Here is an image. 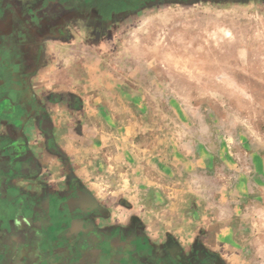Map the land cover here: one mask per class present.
Listing matches in <instances>:
<instances>
[{"label":"crops","instance_id":"0c3cea01","mask_svg":"<svg viewBox=\"0 0 264 264\" xmlns=\"http://www.w3.org/2000/svg\"><path fill=\"white\" fill-rule=\"evenodd\" d=\"M93 1L0 0V229L10 235L19 215L38 250L67 240V264L85 248L86 229L134 247L132 264H264V208L244 206L264 200V163L237 164L232 155L247 153L225 151L238 196L215 190L165 211L154 206L164 201L158 183L142 172L135 138L152 98L120 48L142 12L198 0H143L119 11ZM188 148L161 169L186 166ZM194 150L203 169H218Z\"/></svg>","mask_w":264,"mask_h":264},{"label":"rangeland","instance_id":"374dc122","mask_svg":"<svg viewBox=\"0 0 264 264\" xmlns=\"http://www.w3.org/2000/svg\"><path fill=\"white\" fill-rule=\"evenodd\" d=\"M140 1L93 2L119 11ZM134 25L135 34L125 35L120 49L130 53L125 66L140 71L138 82L150 89L142 94L152 98L141 110L142 133L135 140L144 151L142 172L158 183L164 199L154 206L165 211L179 207L178 198L207 201L220 189L221 196L235 199L238 171L223 164L230 161L225 151L247 153L232 155L237 164L264 163V0L161 6L142 12L127 30ZM186 146V166L161 169L169 158L180 161L174 150ZM198 146L218 169H203ZM249 200L244 206L264 208V200Z\"/></svg>","mask_w":264,"mask_h":264},{"label":"flooded vegetation","instance_id":"af4514ba","mask_svg":"<svg viewBox=\"0 0 264 264\" xmlns=\"http://www.w3.org/2000/svg\"><path fill=\"white\" fill-rule=\"evenodd\" d=\"M12 220L18 228L13 227L10 235L0 229V264H67L66 259L74 258V254L66 249L68 241L65 239L58 246L48 243L45 250H38L35 243L37 235L22 227L25 220L19 215ZM0 221L4 222L3 219ZM1 222L0 227L5 224ZM6 224L12 226L13 222ZM81 240L85 248L77 251L78 258L73 260L76 264H132L134 247L117 235L105 241L94 230L86 229L81 233Z\"/></svg>","mask_w":264,"mask_h":264}]
</instances>
